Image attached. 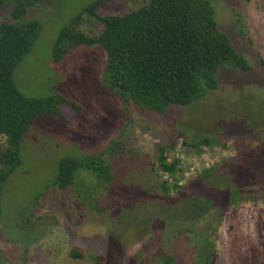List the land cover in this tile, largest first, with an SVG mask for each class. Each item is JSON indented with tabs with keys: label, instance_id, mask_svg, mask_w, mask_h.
<instances>
[{
	"label": "rangeland",
	"instance_id": "374dc122",
	"mask_svg": "<svg viewBox=\"0 0 264 264\" xmlns=\"http://www.w3.org/2000/svg\"><path fill=\"white\" fill-rule=\"evenodd\" d=\"M146 1L44 0L28 8L26 18L38 20L40 31L16 67L17 88L30 98L67 95L82 110L64 105V116H44L24 135L21 165L0 182V264H95L91 257L97 255L105 257L103 264H264V0H215L220 26L253 69L220 70L217 89L164 115L124 106L105 87L101 45L54 58L61 30L86 6L102 2L97 12L107 14ZM11 8L12 0H0V23ZM82 24L94 33L100 27L91 15ZM205 136L230 148L217 180L200 176L164 192L162 173L152 168L158 147L170 148L169 161L174 149ZM101 159L112 164L111 181L79 168L77 184L64 190L54 185L63 160ZM229 182L251 195L224 209L218 224L215 214L206 216L205 202L214 199L225 208L230 191L223 185ZM196 200L209 211L193 214ZM74 246L84 258L71 255Z\"/></svg>",
	"mask_w": 264,
	"mask_h": 264
},
{
	"label": "trees",
	"instance_id": "16d2710c",
	"mask_svg": "<svg viewBox=\"0 0 264 264\" xmlns=\"http://www.w3.org/2000/svg\"><path fill=\"white\" fill-rule=\"evenodd\" d=\"M43 1L12 0L9 19L0 23L1 183L21 165V142L32 124L47 115L64 116V105L78 113L82 110L81 105L67 95L55 93L30 98L15 84L16 67L40 31L38 20L26 18L27 10ZM101 3L86 6L61 30L54 45V58L57 62L62 61L81 45H101L107 55L104 85L124 106L133 104L144 113L164 115L174 106L193 105L208 90L217 89L220 70L249 72L253 69L248 58L237 50L229 34L220 26L215 0H147L123 12L99 14L97 8ZM86 15L99 20L100 27L95 33L84 30L82 23ZM241 32L249 36L244 28ZM248 42L252 43L250 38ZM260 58L264 64V59ZM207 148L213 149L212 155L217 157L215 163L209 168L203 167L188 181L213 175L217 180V168L229 158L227 143L205 136L184 150L198 154ZM169 149L165 145L159 146L158 164L152 166L159 177L162 173L161 187L166 193L182 188L164 177L165 173L173 176L178 173L177 162L167 160ZM79 168H83L80 171L87 169L98 180L109 182L114 176L112 164L102 159L85 163L63 160L54 185L64 190L77 184ZM223 188L230 191L225 208L217 207L214 199H208L205 203L209 204V211L196 200L193 214L200 216L208 210L206 216L210 212L215 214L214 219L221 224L224 209L231 205L238 207L251 195L235 182L226 183ZM71 255L85 257L79 246L72 248ZM210 257L209 251L205 262ZM91 258L95 264L105 261L103 255ZM165 260L172 263L174 257L167 254Z\"/></svg>",
	"mask_w": 264,
	"mask_h": 264
},
{
	"label": "built area",
	"instance_id": "2783aa9c",
	"mask_svg": "<svg viewBox=\"0 0 264 264\" xmlns=\"http://www.w3.org/2000/svg\"><path fill=\"white\" fill-rule=\"evenodd\" d=\"M213 149L207 148L203 151H200L198 154H190L186 152L181 147L174 149V152L169 158V162H177L178 173L180 177H176L165 173L164 177L170 183H176L179 186H183L187 181L197 174L199 170H202L203 167H211L215 163V158L212 155Z\"/></svg>",
	"mask_w": 264,
	"mask_h": 264
}]
</instances>
